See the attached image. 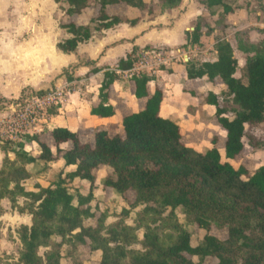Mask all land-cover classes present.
Wrapping results in <instances>:
<instances>
[{
    "label": "trees",
    "instance_id": "trees-1",
    "mask_svg": "<svg viewBox=\"0 0 264 264\" xmlns=\"http://www.w3.org/2000/svg\"><path fill=\"white\" fill-rule=\"evenodd\" d=\"M53 1L67 3L65 15L72 18L61 25L71 36L56 45L66 54L88 41L92 30H106L120 23L135 25L139 21V17L109 14L108 7L124 5L153 13L144 0H94L97 8L89 23L80 24L77 18L89 7L90 0ZM257 1L264 13L262 0ZM180 2L159 0V11L174 8ZM202 3L207 8L220 6L223 18L235 11V6L224 0ZM200 36V27L195 25L190 41L197 43ZM214 48L215 61L185 63L184 79L206 78L223 86L218 94L208 92L203 99L215 106L213 122L225 131V156L240 162L248 128L264 121V40L252 43L246 33L236 32V48L245 55L242 66L227 40L217 41ZM134 53L135 48L118 61L116 69H130ZM93 64L94 61L84 60L75 67ZM238 68L240 75L236 74ZM99 70L93 67L90 71ZM117 79L114 70L103 73L99 101L90 114L114 115L108 97ZM152 79L145 73L128 79L131 94L142 105L122 116L121 132L99 128L84 137L86 131L58 126L45 132L51 143L36 133L25 134L16 144L0 141L4 155L0 164V201L7 199L12 209L31 216L29 225L21 224L16 229L20 244L17 257L0 255V264H62L63 259L82 264L83 250L100 252L98 264H204L205 258L216 259V263L208 264H264V164L248 173L245 166L234 169L222 162L216 134L211 139L213 147L208 150L189 146V141H199L204 134L196 132L184 140L181 126L160 114L164 90L151 88ZM35 92L40 95L44 90ZM227 100L235 109L223 105ZM32 142L37 154L26 148ZM38 161L59 162L57 180L46 186L26 187L23 181L30 176L27 166ZM101 170L106 173L104 188L112 189L126 202L109 223L106 220L110 214L103 211L96 216L92 204ZM75 180L89 183L86 194L79 190L70 192L69 186ZM130 191L134 194L132 199L126 195ZM18 198L24 200V205L18 203ZM178 208L188 222L205 230L211 226L224 228L227 237L205 234L203 244L191 245L190 232L176 217ZM138 231H142L141 238ZM135 244L140 248H134ZM40 248L45 249L41 255Z\"/></svg>",
    "mask_w": 264,
    "mask_h": 264
},
{
    "label": "rangeland",
    "instance_id": "rangeland-1",
    "mask_svg": "<svg viewBox=\"0 0 264 264\" xmlns=\"http://www.w3.org/2000/svg\"><path fill=\"white\" fill-rule=\"evenodd\" d=\"M146 1L153 9V13L146 14V16H149L154 20V18L160 13L158 8L159 0ZM224 1L235 6V15L223 18L220 6L205 8L202 0H181L180 4L175 9L171 10L172 12L170 14L166 15L167 17L160 19L164 22V24L165 22L174 23L176 17L178 18L180 13L183 10H186L187 6H189L194 10L191 12V18L186 24L187 27L198 25L202 34H210L209 29L212 25H214V27L220 28L223 34L226 33L225 30H227V33L229 34L228 37L232 39V42L235 36L234 33L239 29H242V32L247 34L250 32L249 34L252 37L250 40L257 43L259 40L256 36V29L258 30V27L260 26L256 25V21H258V16H256L257 7L255 4H251L252 2L254 3V0H250L251 2L248 0ZM67 7V4L63 1L55 3L53 0H0L1 142L9 141L11 144H16L23 140V136L25 134L32 135L36 133L39 134L41 139L45 140L47 143H51L48 135L45 134L46 131L50 130V127L42 128V125H46L44 122L46 118L50 115L58 113L60 110L56 108V104L53 102L54 100L42 103V105H40V107H43L42 110L38 111L37 109H34L33 115L36 117L35 120L33 123L26 124L24 127L20 121L18 122L23 106H31L33 104V99L37 95L35 91L43 89L46 92H50L56 86L63 87L65 85V81L69 79V76L76 80L81 78L83 81L80 83H84L86 81L89 82L88 88L90 89L94 88L98 82L95 80V83L93 80L86 79L88 77V71L82 72L78 76H74V70L76 68L75 63L80 61L78 58L77 61L72 62L74 60L76 50L75 53L65 54L56 46L58 42H61L66 38V36H64V34L66 35V32L60 30L62 29L61 25L68 22L69 19H72L65 15ZM96 8L97 6L94 0H90L89 7L85 10V12L94 13ZM107 12L109 14L120 13L122 15H128L127 7L124 5L111 6L108 8ZM129 15L132 16L131 14ZM242 15H244V17L240 20L239 17H242ZM236 18L239 20L240 24L233 22ZM73 20H76V18H73ZM81 20L86 22L87 19L80 18L78 21L81 22ZM226 21L228 22L227 24H225ZM243 22H249L250 24L245 27H241V23ZM90 26L93 28L94 24L90 23ZM248 27L250 29H248ZM92 31L90 39L91 42L87 46V56L91 58L93 57L92 53L94 52V49L98 44H100L96 39L101 35L100 32H95L94 30ZM185 34L186 37H188L187 40H189V31L186 30ZM207 37H202L204 39L203 43L210 38ZM85 48L81 46V50L77 53L85 51ZM178 48L180 47H155L154 50L157 52V56L154 58V64H152L151 69L154 70L159 67V61L161 60L166 62L164 66L169 65V58L178 53L176 51ZM236 57L240 63L242 59H244V55L239 56L237 54ZM236 74H241L239 68L237 69ZM35 81L37 84L32 86L30 83H34ZM73 84L74 87H80V84L78 83H72L68 87L72 88ZM90 93L91 92H88L89 95H91ZM63 97L67 99L68 95L64 96L63 94ZM76 99L77 97H75L74 100ZM74 100L72 101L71 97L68 102L71 108L80 109L81 105L78 103L75 104ZM61 104H58L57 106H60ZM223 105L227 109H235L236 107L228 100L225 101ZM96 117L103 120V122L98 123L97 125L93 124L91 126L79 125L75 128V131H86V134L82 135L84 137L92 135L91 133L99 128L108 129L111 133H118L122 131L121 126H119V120L117 122L108 121V124H106V119H112V116ZM115 119H117V116H115L112 120ZM212 131V135H217L218 141L216 147L220 152L222 162L229 163L234 169L245 166L248 173H251L256 167L264 164V121L253 128H248V137L244 139L245 149L243 151V158L240 162L235 158H227L224 154L223 140L225 137V131L219 126L217 129H213ZM211 134L209 136H211ZM198 138L199 137H197V139ZM201 139L204 143V138L202 137ZM194 143H196V140ZM26 148L31 153L37 154V147L35 144L30 143ZM205 150L208 149H205L204 147L203 151ZM3 156L4 155L1 152L0 164ZM9 157L13 158L14 155L9 154ZM60 165L61 164L58 163L44 164L40 161L35 164L28 165L27 170L30 176L28 179L23 181L24 185L26 187H33L34 185L46 186L52 184L57 180L61 167ZM246 176L247 175H243V177ZM105 178L106 173L104 170H101L97 175L92 204L96 207V216L103 211L110 214L106 220V222L109 223L116 219L115 215L121 211V209L126 205V202L112 189L103 187ZM88 185L89 184L87 182L74 181L69 186V190L71 193H75V190H79L81 193L86 194L88 191ZM126 195L129 199H132L134 194L130 191ZM18 203L20 205H24V200L22 198H18ZM0 206V255L16 258L17 251L20 246L16 229L21 224L29 225L31 216L28 213H20L12 209L7 200H2L0 202ZM134 215L135 212L131 214L132 219L134 218ZM176 217L178 221L182 223L183 227L190 232V242L193 246L203 244L205 234L213 235L219 239H225L227 237V232L224 228L211 226L208 230H205L199 228L196 224L188 222L180 208L176 210ZM138 235L139 238H141L142 231H138ZM133 247L139 249L140 245L135 244ZM44 250V248H40L38 253L41 255ZM81 256L83 259L82 264H98L100 252L89 253L88 251L83 250ZM192 259L194 261H198L197 257H192ZM70 263V261L65 259L62 260V264ZM208 263H216V259L205 258L204 264Z\"/></svg>",
    "mask_w": 264,
    "mask_h": 264
},
{
    "label": "crops",
    "instance_id": "crops-1",
    "mask_svg": "<svg viewBox=\"0 0 264 264\" xmlns=\"http://www.w3.org/2000/svg\"><path fill=\"white\" fill-rule=\"evenodd\" d=\"M144 1L147 2L146 0ZM248 1L251 2L250 0ZM262 3L264 5V0H262ZM251 4H255L257 7L256 16H258V21H256V25L260 27H258V30L256 29V36L259 40L258 42H260L264 40V13L259 9V2L257 0H254V3L252 2ZM176 7L166 9L163 12L159 11V15H157L154 20L151 19L149 16L147 17L146 14L148 13L146 12L143 13L136 8L127 7L128 15L125 16L128 19L139 17V21L135 25H129L128 23H120L106 30H94L95 32H100L101 35L96 39L97 41H99L100 44H98L94 49V52L92 53V58L87 56V46L88 44H90L91 38L88 40L89 42L86 41L79 43L76 48L74 60L72 62L77 61L79 58L80 61H94V64L89 66H79L75 68L74 76H78L82 72L88 71V77L86 79L93 80L94 82L96 80L98 82H95L96 86L90 89L88 88L89 82L86 81L84 83H80L83 81L81 80V78L76 80L73 79V77H70L68 80H64L65 85L78 83L80 84V87H74L73 84L72 88H68L69 91L67 93V99H65L60 106H56L57 109H60L59 112L54 115H50L48 118H46L44 120L46 125H42V128L50 127V129H52L54 127L60 126L66 127L71 131H75V128H77V126L79 125L91 126L93 124L97 125L98 123H102L103 120L90 114V110L99 101L98 90L103 78V73L107 70H114L118 74V79L113 83L112 89L110 90V94L108 97V103L113 106L115 113L111 118L113 119L115 118V116H117V119H106V124H108V121L117 122L119 120V126H121L122 116L124 114L139 109V107L142 105L141 101L136 99L135 96L131 94L128 79L133 74L145 73L153 78L150 81L151 88L158 86L159 88L164 90V98L160 106V114L164 117L171 118L181 126V129L184 132V139L189 140V137L196 132L204 134L202 136L204 138V143L201 141L202 139L196 141V143L189 141V146L200 151H203L204 147L205 149L211 148L213 145L211 139L214 135H212L211 133L213 132V129L215 130L218 127L213 122L215 106L207 104L203 98L208 92H214L218 94L223 89V86L221 84H213L209 82L206 78L191 80L184 79L185 63L188 61L195 62L196 64L204 61H215L217 59V56L214 46L217 41L222 39L227 40L231 44L234 50L235 57L237 56V54L239 56L244 55L236 48V32H242V29H239L234 33L235 36L232 42V39L228 37L229 34L227 33V30H225L226 33L223 34L220 28L214 27V25H212L209 29L210 34L201 33L199 41L197 43H192L190 39L187 40L188 37H186L185 34L186 30L190 33V31H192V29L194 28V26H186L189 19L191 18V12H193L194 10L192 7L187 6V9L183 10L178 18L176 17L174 23L165 22L164 24V22H162L160 19L167 17L166 15L170 14L172 12L171 10L175 9ZM235 13L236 12L230 14L229 16L235 15ZM91 14L92 12L86 13L84 10L78 16L77 19H87L86 22H83V20H81V22H78L80 24H88ZM129 14H131L132 16H130ZM243 17L244 15H242V17H239V19L241 20ZM233 22L240 24L237 18ZM227 23L228 22L226 21L225 24ZM241 24V27H245L250 23L243 22ZM248 29L250 28L248 27ZM60 30L66 32V35L64 34L66 38H69L71 36L65 29L62 28ZM249 33L246 34L248 35L249 39H252ZM202 37H207L208 40L203 43L204 39ZM250 42L254 43L251 40ZM81 46L83 48L86 47L84 49L85 51L77 53L81 50ZM160 46L169 48L180 47L176 50L179 53H177L176 55L174 54L171 56V58H169V65L164 66L166 62L161 60L159 61V67L153 70L151 69L152 64H154V58L157 56V52L154 49L155 47ZM133 48H135V53L133 54L135 61L133 66L128 70L116 69L118 61L121 58H125L126 55L133 50ZM144 56H147L151 60V62L146 65H140L141 59H143ZM238 64L239 66H242L244 64V59H242L241 63L238 61ZM93 67L100 68V70L96 73H92L90 70ZM30 84L32 86H35L37 83L35 81L34 83ZM88 92H91V95H89ZM71 97L72 101L75 99V97H77L74 102L75 104L78 103L81 105L80 109L71 108L70 104L68 103ZM210 134L211 136H209ZM31 144L34 143L32 142ZM58 164L60 163L58 162ZM98 173H100V171ZM75 181L87 182L86 180Z\"/></svg>",
    "mask_w": 264,
    "mask_h": 264
},
{
    "label": "built area",
    "instance_id": "built-area-1",
    "mask_svg": "<svg viewBox=\"0 0 264 264\" xmlns=\"http://www.w3.org/2000/svg\"><path fill=\"white\" fill-rule=\"evenodd\" d=\"M179 53V52H178ZM151 60L147 57L144 56L143 59H141V64L140 65H146L148 63H150ZM69 85H65L63 87H55L54 89H52L50 92H46L44 91L43 94L40 95H36L34 97V101L33 104L30 106H23V108L21 109L20 112V119L18 120V122L20 121V123L24 126H26V124H30L33 123V121L35 120V116L34 114V109L42 110L43 107H40V105H42V103H44L45 101H50V100H54V104H56V106L58 104L63 103V101L65 100L64 96L67 95L68 91H69Z\"/></svg>",
    "mask_w": 264,
    "mask_h": 264
}]
</instances>
